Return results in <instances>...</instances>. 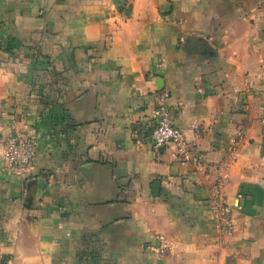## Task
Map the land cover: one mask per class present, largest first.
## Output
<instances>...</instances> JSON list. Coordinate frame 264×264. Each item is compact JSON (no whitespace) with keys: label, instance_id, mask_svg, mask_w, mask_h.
Returning <instances> with one entry per match:
<instances>
[{"label":"crops","instance_id":"0c3cea01","mask_svg":"<svg viewBox=\"0 0 264 264\" xmlns=\"http://www.w3.org/2000/svg\"><path fill=\"white\" fill-rule=\"evenodd\" d=\"M161 92L200 166L140 139ZM1 259L264 264V0H0Z\"/></svg>","mask_w":264,"mask_h":264},{"label":"built area","instance_id":"2783aa9c","mask_svg":"<svg viewBox=\"0 0 264 264\" xmlns=\"http://www.w3.org/2000/svg\"><path fill=\"white\" fill-rule=\"evenodd\" d=\"M167 92H161L157 105L151 113L149 122L143 128L140 139H146L155 152L170 148L174 161L194 166L201 165V159L193 144L186 140L184 134L174 126L173 116L167 108ZM12 135L5 142L4 166L9 172L24 175L35 164L38 155V143L26 125L13 120ZM207 207L217 229L224 234L233 230L232 208L219 185L214 186Z\"/></svg>","mask_w":264,"mask_h":264},{"label":"trees","instance_id":"16d2710c","mask_svg":"<svg viewBox=\"0 0 264 264\" xmlns=\"http://www.w3.org/2000/svg\"><path fill=\"white\" fill-rule=\"evenodd\" d=\"M6 262H7V259H1L0 260V264H6Z\"/></svg>","mask_w":264,"mask_h":264}]
</instances>
